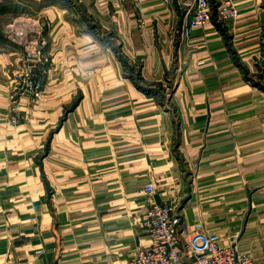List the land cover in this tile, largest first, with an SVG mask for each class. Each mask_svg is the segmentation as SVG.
I'll use <instances>...</instances> for the list:
<instances>
[{"label":"crops","instance_id":"0c3cea01","mask_svg":"<svg viewBox=\"0 0 264 264\" xmlns=\"http://www.w3.org/2000/svg\"><path fill=\"white\" fill-rule=\"evenodd\" d=\"M25 2L47 81L12 124L23 51L0 34V264H128L148 184L182 250L209 236L264 263V0L189 36L195 0Z\"/></svg>","mask_w":264,"mask_h":264},{"label":"built area","instance_id":"2783aa9c","mask_svg":"<svg viewBox=\"0 0 264 264\" xmlns=\"http://www.w3.org/2000/svg\"><path fill=\"white\" fill-rule=\"evenodd\" d=\"M135 3L139 4L140 0H135ZM190 13L191 17L185 29L188 36L208 23H226L239 15L231 0H195ZM26 22H16L8 27L10 40L23 51L20 66L13 76V108L10 121L14 125L25 120L19 110L20 100L30 96L33 102H38L47 81V60L43 55L47 45L45 30L31 19ZM143 192L150 203L140 226L150 237L151 244L132 256L128 264H185V257L191 264H264L248 254L240 253L234 246L221 245L218 240L209 236H196L182 250L178 238L182 225L178 204L156 201L157 189L154 184L146 185ZM197 229L200 230L201 226Z\"/></svg>","mask_w":264,"mask_h":264},{"label":"rangeland","instance_id":"374dc122","mask_svg":"<svg viewBox=\"0 0 264 264\" xmlns=\"http://www.w3.org/2000/svg\"><path fill=\"white\" fill-rule=\"evenodd\" d=\"M25 1L26 0H0V34L6 36L11 44L14 43L10 40L11 35L8 33V27L14 25L16 22L24 23L31 19V16L29 17L28 14H20V12L18 13V11L14 10V8H29L30 5ZM74 3L75 0H72L70 4L73 5Z\"/></svg>","mask_w":264,"mask_h":264},{"label":"trees","instance_id":"16d2710c","mask_svg":"<svg viewBox=\"0 0 264 264\" xmlns=\"http://www.w3.org/2000/svg\"><path fill=\"white\" fill-rule=\"evenodd\" d=\"M122 62L124 64V67H126V68L129 67V63H128V61L125 58H122ZM138 79H140V78L138 77Z\"/></svg>","mask_w":264,"mask_h":264}]
</instances>
